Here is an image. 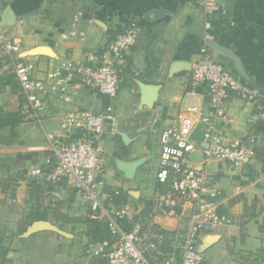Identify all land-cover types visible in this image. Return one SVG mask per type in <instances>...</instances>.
<instances>
[{
  "label": "crops",
  "instance_id": "crops-1",
  "mask_svg": "<svg viewBox=\"0 0 264 264\" xmlns=\"http://www.w3.org/2000/svg\"><path fill=\"white\" fill-rule=\"evenodd\" d=\"M132 22L136 44L112 100L89 87H69L63 98L49 99L39 122H16L17 85L8 78V67L0 66V120L9 122L0 126V264H95L114 246L108 221L87 218L69 179L52 186L28 175L50 153L46 135H66L67 110L113 107L116 124L102 136L101 161L108 193L119 191L115 207L128 210L119 222L127 229L152 195L158 129L183 108L207 106L201 93H186L207 23L210 56L242 80L264 86V0H232L229 15L219 0H6L0 35L18 37V58H27L33 75L45 79L62 64L89 62L90 54ZM77 24L85 29L83 37L71 34ZM223 109L217 126L223 141L248 140L253 159L243 169L209 162L206 194L229 223L201 234L197 249L203 264H264V113L236 98L226 100ZM199 125L192 136L201 147ZM192 158L199 161L198 149ZM23 215L30 221L18 234ZM155 221L166 229L176 225L163 215Z\"/></svg>",
  "mask_w": 264,
  "mask_h": 264
},
{
  "label": "built area",
  "instance_id": "built-area-1",
  "mask_svg": "<svg viewBox=\"0 0 264 264\" xmlns=\"http://www.w3.org/2000/svg\"><path fill=\"white\" fill-rule=\"evenodd\" d=\"M6 0H0V16ZM90 21V20H88ZM209 23L202 37L203 52L190 68L186 93L206 100V108L190 106L177 113L174 121L158 129V157L152 195L146 209L127 229L119 222L128 216L126 207H115L118 190L108 193L101 161L100 141L106 129H113L116 114L111 105L102 110L75 108L64 114V136L47 134L50 153L42 167H32L28 175L41 178L48 185L69 179L73 191L85 204L88 219L105 218L114 246L95 264H203L197 249L201 234L227 225L229 218L208 199L210 186L208 164L216 160L232 169H243L253 159L248 140L224 142L217 130L224 118L223 104L230 98L240 99L264 113V86L251 84L228 65L215 61L209 54ZM72 35L83 37L84 27L77 24ZM136 44V24L106 40L89 62L62 64L49 70L45 79L33 75V63L18 58L22 42L18 37L0 35V56L13 75L20 100L21 122H39L52 96L63 98L69 87H89L106 98L116 97L125 72L126 56ZM197 117V119L195 118ZM202 125L199 147L192 140L197 124ZM155 126L152 130H155ZM200 159L192 158L195 150ZM176 220L173 229L156 223L155 216ZM9 229L15 228L11 221Z\"/></svg>",
  "mask_w": 264,
  "mask_h": 264
},
{
  "label": "trees",
  "instance_id": "trees-1",
  "mask_svg": "<svg viewBox=\"0 0 264 264\" xmlns=\"http://www.w3.org/2000/svg\"><path fill=\"white\" fill-rule=\"evenodd\" d=\"M5 60H6V57L0 56V66L3 64V62ZM9 75L10 76L8 78L11 79V81L14 83L15 81H13V80H15V79H14L13 75L12 74H9ZM13 121H16V122L17 121L18 122L21 121V119H20V112H17L16 113V116L14 117ZM8 123H9L8 121L0 120V126H4V125H6ZM29 221H30V219H29V217L27 215L21 216V218H20V220L18 222V226H17V232H18V234L21 233L24 230L25 226L29 223ZM262 228L264 229V222H263Z\"/></svg>",
  "mask_w": 264,
  "mask_h": 264
},
{
  "label": "water",
  "instance_id": "water-1",
  "mask_svg": "<svg viewBox=\"0 0 264 264\" xmlns=\"http://www.w3.org/2000/svg\"><path fill=\"white\" fill-rule=\"evenodd\" d=\"M219 2L224 4L225 10H226V15H229L230 11H231V6H232V0H219ZM0 19H1V16H0Z\"/></svg>",
  "mask_w": 264,
  "mask_h": 264
},
{
  "label": "rangeland",
  "instance_id": "rangeland-1",
  "mask_svg": "<svg viewBox=\"0 0 264 264\" xmlns=\"http://www.w3.org/2000/svg\"><path fill=\"white\" fill-rule=\"evenodd\" d=\"M200 127H201V132H202V125H199ZM202 137V136H201ZM192 140H195L194 138H193V136H192Z\"/></svg>",
  "mask_w": 264,
  "mask_h": 264
}]
</instances>
